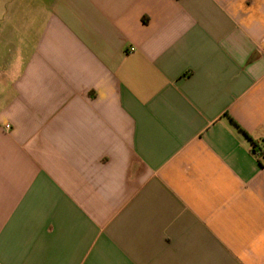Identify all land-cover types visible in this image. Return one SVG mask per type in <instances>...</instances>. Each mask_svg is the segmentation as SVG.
Masks as SVG:
<instances>
[{
	"label": "crops",
	"instance_id": "0c3cea01",
	"mask_svg": "<svg viewBox=\"0 0 264 264\" xmlns=\"http://www.w3.org/2000/svg\"><path fill=\"white\" fill-rule=\"evenodd\" d=\"M0 264H264V0H0Z\"/></svg>",
	"mask_w": 264,
	"mask_h": 264
},
{
	"label": "trees",
	"instance_id": "16d2710c",
	"mask_svg": "<svg viewBox=\"0 0 264 264\" xmlns=\"http://www.w3.org/2000/svg\"><path fill=\"white\" fill-rule=\"evenodd\" d=\"M245 134H247L246 132H245ZM262 149L261 148H259L256 144L254 145V147H253V152L254 153H257L258 151H261Z\"/></svg>",
	"mask_w": 264,
	"mask_h": 264
},
{
	"label": "built area",
	"instance_id": "2783aa9c",
	"mask_svg": "<svg viewBox=\"0 0 264 264\" xmlns=\"http://www.w3.org/2000/svg\"><path fill=\"white\" fill-rule=\"evenodd\" d=\"M256 154H257L258 156H260V155H262V151H258Z\"/></svg>",
	"mask_w": 264,
	"mask_h": 264
}]
</instances>
